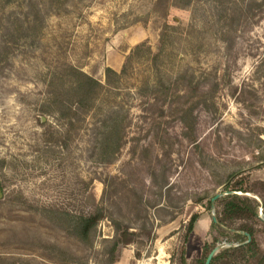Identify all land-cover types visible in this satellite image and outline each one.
Segmentation results:
<instances>
[{"label":"rangeland","instance_id":"obj_1","mask_svg":"<svg viewBox=\"0 0 264 264\" xmlns=\"http://www.w3.org/2000/svg\"><path fill=\"white\" fill-rule=\"evenodd\" d=\"M62 1L36 38L21 39L0 62V264H108L100 245L112 235L108 217L88 243L67 234L56 213L97 205L127 221L143 208L154 221L147 251L136 259L135 245H126L114 264H179L183 252L191 264L215 235L216 209L207 205L224 193L227 176L264 181V7L223 36L207 5H171L165 18L151 14L118 29L115 12L140 14L151 0ZM68 65L104 86L95 110L70 130L42 111L52 75L67 87ZM123 66L119 84L108 87L105 67ZM154 73L170 81L157 99L148 93ZM118 107L123 134L108 162L98 142L104 114ZM162 170L167 189L157 207L168 208L158 210L150 204ZM167 211L174 218L161 223ZM259 220L255 237L264 248Z\"/></svg>","mask_w":264,"mask_h":264},{"label":"trees","instance_id":"obj_2","mask_svg":"<svg viewBox=\"0 0 264 264\" xmlns=\"http://www.w3.org/2000/svg\"><path fill=\"white\" fill-rule=\"evenodd\" d=\"M65 2L62 0H0V62L18 45L21 39L36 38L44 28L46 16L51 12H57ZM195 4L207 5L209 15L220 24L221 35L226 36V34L237 30L238 26L250 17L254 18L256 12H261L262 7H264V0H151L143 13L124 12L119 15L115 12L112 21L117 24L118 29H121L138 21H146L151 14L165 18L171 5L186 9ZM17 8L20 11H17ZM120 18L124 20L121 24L119 23ZM160 39H163V32L160 34ZM160 48L158 47V52L152 55L154 58L159 55ZM148 54L151 52L148 51ZM67 67L66 74L69 75L67 87L63 88L59 78L52 75L48 81L47 97L42 111L53 114L58 120H63L67 124V130H70L71 127L82 124L95 110L104 86L98 79L80 68L73 65ZM125 74V66L120 72L111 67H105L106 85L108 87L117 86ZM174 83L177 87L178 80ZM169 89L170 81H164L161 76L154 73L153 81L148 86L149 98L157 99L158 93L163 94ZM124 117L125 115L121 113L119 107L104 114L105 122L100 131L102 136L98 142V148L99 156L106 158L108 162L114 159L119 149ZM239 175V172H232L227 176L224 191L226 193L216 198L213 205V208L216 209V221H211L209 231H214L215 235L211 241L203 243L201 256L194 259L191 264H204L207 254L216 244L220 243L221 237L225 238L227 245L215 252L210 264H264V248L260 246L255 237L256 223L260 221L259 218H264V181L256 180L244 185L242 179L234 180ZM166 182L165 170H162L161 180L157 183L158 200L150 204L151 207L155 208L160 204L163 197L162 191L167 189ZM253 194H260L261 201L252 196ZM141 200L140 197L137 202L139 205H148V203H142ZM261 207L262 210L260 211ZM165 208L168 206L157 207L158 210ZM210 208L211 202L209 201L207 209ZM56 213L67 234L88 243L94 241L92 233L98 223L108 217L113 228L112 235L100 241L108 264H114L118 261L121 249L129 244L135 245L134 256L139 259L142 251H147L145 250L147 243L154 238L152 231L154 221L143 208H137L134 219L130 221L112 217L107 209L98 205L85 213L74 212L66 208L58 209ZM174 213H169L170 216L160 220V222L172 220ZM155 216L160 218L156 214ZM199 218V213L190 216L185 226L186 236L193 231ZM244 232L250 236L249 241ZM183 253L179 264H190L186 261Z\"/></svg>","mask_w":264,"mask_h":264},{"label":"water","instance_id":"obj_3","mask_svg":"<svg viewBox=\"0 0 264 264\" xmlns=\"http://www.w3.org/2000/svg\"><path fill=\"white\" fill-rule=\"evenodd\" d=\"M224 193H226V192H224ZM224 193H217V194H215L214 196H213V198L211 199V207L214 205V201L216 200V198H218L219 196H221V195H223ZM259 200V199H258ZM262 210V207L260 208V211ZM212 221H216V218H215V216L214 215H212ZM244 234H246L247 235V238H248V241L250 240V236L247 234V233H245L244 232ZM223 245L222 244H218V245H216V246H214L211 250H210V252L207 254V256H206V259H205V261H204V264H210V262H211V259H212V257H213V255L215 254V252L219 249V248H221Z\"/></svg>","mask_w":264,"mask_h":264}]
</instances>
